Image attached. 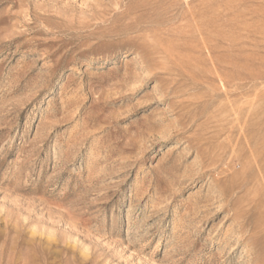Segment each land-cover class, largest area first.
Returning a JSON list of instances; mask_svg holds the SVG:
<instances>
[{"label":"rangeland","instance_id":"1","mask_svg":"<svg viewBox=\"0 0 264 264\" xmlns=\"http://www.w3.org/2000/svg\"><path fill=\"white\" fill-rule=\"evenodd\" d=\"M0 264H264V0H0Z\"/></svg>","mask_w":264,"mask_h":264}]
</instances>
